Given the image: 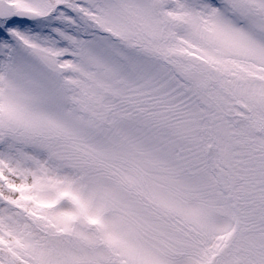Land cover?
Returning a JSON list of instances; mask_svg holds the SVG:
<instances>
[{
	"label": "snow or ice",
	"instance_id": "1",
	"mask_svg": "<svg viewBox=\"0 0 264 264\" xmlns=\"http://www.w3.org/2000/svg\"><path fill=\"white\" fill-rule=\"evenodd\" d=\"M0 264H264V0H0Z\"/></svg>",
	"mask_w": 264,
	"mask_h": 264
}]
</instances>
